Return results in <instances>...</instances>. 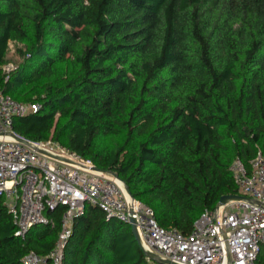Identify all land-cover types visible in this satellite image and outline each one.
Wrapping results in <instances>:
<instances>
[{
    "label": "trees",
    "instance_id": "obj_1",
    "mask_svg": "<svg viewBox=\"0 0 264 264\" xmlns=\"http://www.w3.org/2000/svg\"><path fill=\"white\" fill-rule=\"evenodd\" d=\"M0 89L41 106L16 134L116 173L162 227L190 234L241 195L234 162L264 156V0H0ZM65 211L23 240L0 198V264L49 256ZM64 264L158 263L130 224L86 204Z\"/></svg>",
    "mask_w": 264,
    "mask_h": 264
},
{
    "label": "built area",
    "instance_id": "obj_2",
    "mask_svg": "<svg viewBox=\"0 0 264 264\" xmlns=\"http://www.w3.org/2000/svg\"><path fill=\"white\" fill-rule=\"evenodd\" d=\"M40 108L18 102L0 89V198L13 216L15 235L23 240L36 226L55 225L46 212L65 208L56 248L49 256L31 251L22 261L64 264L74 220L85 205L99 207L108 220L129 223L130 198L116 178L94 170L91 161L70 149L51 141H30L34 146L17 141L12 136L15 119ZM232 172L241 195L264 205V156L259 153L250 169L236 160ZM133 206L143 246L163 259L177 264H258L264 248V206L241 200L207 210L187 235L162 227L154 210L140 201L135 199Z\"/></svg>",
    "mask_w": 264,
    "mask_h": 264
},
{
    "label": "water",
    "instance_id": "obj_3",
    "mask_svg": "<svg viewBox=\"0 0 264 264\" xmlns=\"http://www.w3.org/2000/svg\"><path fill=\"white\" fill-rule=\"evenodd\" d=\"M12 136L19 142L25 144V145H28V146H34L30 140L16 134V133H12ZM36 150H38L40 153H43V154H48L49 156L51 157H54V155L50 154V153H47L45 152L44 150L38 148V147H34ZM55 158V157H54ZM94 170L98 171V172H102V173H107V174H110L111 176H113L114 178H116L117 180H119L123 186H124V189L126 191V193L128 194L129 198H130V221L128 224L131 225L132 227V231H133V234L135 236V238L137 239L140 247L144 250V252L146 253L147 257L149 260L155 262V263H158V264H177V263H174V262H171L170 260H166V259H163L161 258L159 255L155 254V253H152L150 251H147L145 249V247L143 246L142 244V241H141V238H140V235L138 233V229H137V226H136V220H135V211H134V206H133V201L135 200V198L132 196V193L129 189V187L119 178V176L116 174V173H113V172H105V171H102L100 169H98L97 167H93ZM241 200H244V201H248L250 203H255V204H258L260 206H264L262 203H260L259 201L255 200V199H252L250 197H247V196H244V195H225L221 198L220 202L218 203L217 205V208H220L221 206L223 205H226L232 201H241Z\"/></svg>",
    "mask_w": 264,
    "mask_h": 264
},
{
    "label": "rangeland",
    "instance_id": "obj_4",
    "mask_svg": "<svg viewBox=\"0 0 264 264\" xmlns=\"http://www.w3.org/2000/svg\"><path fill=\"white\" fill-rule=\"evenodd\" d=\"M15 49H16V44L11 43L10 44V48H9V53H10L11 56L14 55ZM12 66H13V63H9L8 65L5 66V68L8 71V68H10Z\"/></svg>",
    "mask_w": 264,
    "mask_h": 264
},
{
    "label": "bare ground",
    "instance_id": "obj_5",
    "mask_svg": "<svg viewBox=\"0 0 264 264\" xmlns=\"http://www.w3.org/2000/svg\"><path fill=\"white\" fill-rule=\"evenodd\" d=\"M117 183H119L120 185H122V183L119 180H116Z\"/></svg>",
    "mask_w": 264,
    "mask_h": 264
}]
</instances>
